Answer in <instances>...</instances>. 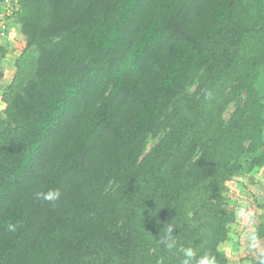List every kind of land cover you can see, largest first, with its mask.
Returning a JSON list of instances; mask_svg holds the SVG:
<instances>
[{
    "label": "trees",
    "instance_id": "obj_1",
    "mask_svg": "<svg viewBox=\"0 0 264 264\" xmlns=\"http://www.w3.org/2000/svg\"><path fill=\"white\" fill-rule=\"evenodd\" d=\"M7 1L25 48L0 87V264H231L228 184L264 167V0Z\"/></svg>",
    "mask_w": 264,
    "mask_h": 264
},
{
    "label": "rangeland",
    "instance_id": "obj_2",
    "mask_svg": "<svg viewBox=\"0 0 264 264\" xmlns=\"http://www.w3.org/2000/svg\"><path fill=\"white\" fill-rule=\"evenodd\" d=\"M7 4L12 7L11 2ZM10 15L12 14L10 13ZM16 62L17 60L15 61V63L12 62L9 65L8 63L5 64L4 62L1 63V66H3V70H0L1 81L5 76L9 77L11 75L8 80L10 81V79L13 77L12 73H16L18 70V68L16 67ZM6 68H8L9 74H7V72L5 71ZM259 87L264 99V77ZM241 99L243 98L241 97ZM236 107L237 103L231 104L225 115L227 120L235 112ZM5 109L6 105L1 102L0 119L4 118ZM155 143L156 140H150L149 148H151ZM255 160L256 159L254 156L247 157L243 161L242 169L228 184V186L231 188L232 192L235 195L234 199L231 200L230 204L234 205L235 208H239L244 214L239 225V230L240 232H242V234H236L231 242H228L221 246L223 252H226L228 255L233 257V261L231 262V264H239L237 257L240 254H243L244 252L250 253L256 260H264V240L255 242L253 244L249 243L248 241L250 238L249 233L255 227V222L258 221L261 215L264 217V209H259L258 207L256 208V204H254L255 193H261L262 195H264V167L259 168Z\"/></svg>",
    "mask_w": 264,
    "mask_h": 264
},
{
    "label": "crops",
    "instance_id": "obj_3",
    "mask_svg": "<svg viewBox=\"0 0 264 264\" xmlns=\"http://www.w3.org/2000/svg\"><path fill=\"white\" fill-rule=\"evenodd\" d=\"M10 7V5L6 3L4 4L3 0H0V30L3 26H6L7 28L6 35H0V70H3V66H1V63L3 62L5 64L8 63V65L12 62L15 63V61L22 55L25 48V43L19 42L17 40V36L21 30V26L17 22H15L14 18H12V16L10 15V13L12 12V9L10 10ZM5 71L7 72V74H9L8 68H6ZM13 73V77L10 79V81L8 80L11 75L9 77L5 76L2 81L0 77V87H6L7 85L11 84L15 75V72Z\"/></svg>",
    "mask_w": 264,
    "mask_h": 264
},
{
    "label": "clouds",
    "instance_id": "obj_4",
    "mask_svg": "<svg viewBox=\"0 0 264 264\" xmlns=\"http://www.w3.org/2000/svg\"><path fill=\"white\" fill-rule=\"evenodd\" d=\"M61 191L59 189H50L48 191H41L36 194L37 199L48 202L51 205H55L61 198ZM9 231H15V225L8 226ZM160 243L167 249L174 248L176 243V235L174 234V225L167 224L161 231L159 237ZM183 260L181 264H217L216 257L209 252H205L202 255H197L196 250L191 247H185L182 250Z\"/></svg>",
    "mask_w": 264,
    "mask_h": 264
},
{
    "label": "built area",
    "instance_id": "obj_5",
    "mask_svg": "<svg viewBox=\"0 0 264 264\" xmlns=\"http://www.w3.org/2000/svg\"><path fill=\"white\" fill-rule=\"evenodd\" d=\"M7 3H10V1H7ZM0 33L2 36H4L7 33V28L6 26H3L0 30Z\"/></svg>",
    "mask_w": 264,
    "mask_h": 264
}]
</instances>
